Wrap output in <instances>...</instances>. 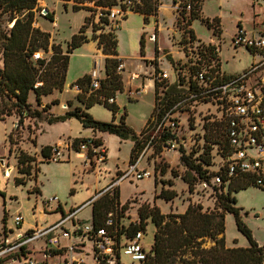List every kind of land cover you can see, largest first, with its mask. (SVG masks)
<instances>
[{
  "label": "trees",
  "instance_id": "16d2710c",
  "mask_svg": "<svg viewBox=\"0 0 264 264\" xmlns=\"http://www.w3.org/2000/svg\"><path fill=\"white\" fill-rule=\"evenodd\" d=\"M37 1L0 0V23L3 19L8 24L12 23L8 30L0 32V55L3 62V68L0 69V101L4 105L3 109H6L5 100H7L11 102L13 114L18 116L20 121L27 117L40 119L41 113L46 112L49 106L40 112L32 110L28 103L29 94L34 93L36 103L39 105L42 96L49 95L54 90H63L69 54L89 42L85 32L91 26V31L94 33L91 40H97L98 48L106 55L104 77L100 80V87L97 90H91L90 74L78 78L73 85L79 91L76 98L83 105V108L76 107L64 116L50 117L47 121L52 124L74 118L84 128L115 135L121 140H130L133 142V148L129 163L135 162L145 148V141L140 138L144 131L136 135L131 128L125 125V114L121 116L119 123L115 124L114 122L97 121L85 111L95 104H100L110 110L113 116L118 112V106L115 102H107L109 98L115 97L124 89L122 74L116 71L118 66L116 31L101 32L97 35L95 33L102 28L99 24L108 25L109 22L111 23L107 17L108 10L121 5L123 0H61L64 2V7L71 2V9L74 12L85 10L91 13L85 17L78 32L73 34L66 43L65 54L59 45L49 43L50 33L34 26V11ZM203 1L186 0L179 21L182 19L188 26L191 22L200 20L207 29L213 28L212 23L218 24V18H214L211 22L208 19L200 18L198 12ZM90 3L93 4V7L85 5ZM154 5V0H141L140 4H136L132 11L143 15L144 20H146L154 12ZM187 7H189V15L186 17ZM98 8H100L101 16L98 23L95 24L93 16L97 13ZM44 18L54 22L53 13L45 14ZM188 34L192 41L195 40L192 30H188ZM49 47L53 51L49 60L33 58L34 54L40 50L47 52ZM209 52L211 53V51ZM141 56H143V52ZM156 59L157 52L154 51V61ZM157 71L158 68L155 66V72ZM173 91L174 88L170 90V92ZM52 103L55 104L56 102ZM3 109L1 110L0 121L12 115V112L8 110L4 112ZM154 112L155 109L152 115ZM191 126L189 125L190 130ZM200 131L203 140L201 144L197 143L199 138L194 134L192 141L188 143V147L179 144L177 148L180 160L186 168L181 179L187 184L189 192H192L198 182L209 183L212 177L220 180V188L226 184L227 192L216 194V205L221 211H203L201 205L189 204L182 213L164 215L156 206L143 205L138 210L139 221L137 223H128L126 226L120 225L126 204L119 207L120 192L119 189L115 188L103 193L92 203L91 223L94 228L103 227L108 214L113 213L117 235L130 238L139 230L144 232L147 220H149L154 225L155 232L152 245L143 264H264V245L257 244L250 231L240 220L239 208L235 206L236 199L232 195L254 186L253 179L244 175L229 178L223 174L222 168L216 173L209 172L208 167L212 165V147L217 145L220 150V159H222L221 157L226 156L228 146L220 128L204 124ZM170 138H174V136L168 133L163 136L162 140L156 139L152 146L154 153L159 154L162 151L161 143ZM85 140L75 139L72 144L77 147L78 143ZM94 142L96 145L101 144L96 139ZM199 148L202 149V153L193 158L194 153ZM51 149L52 146L41 148L40 154L45 160L50 157ZM31 171L32 175L36 173V159L34 156L21 151L17 157V173L21 177L14 179L15 185H25L26 182L23 177H30ZM160 172L164 174L165 169L161 168ZM171 174L172 177H177L176 172L172 171ZM165 184L173 185L171 181H167ZM175 196L174 191L162 189L157 197L170 201ZM225 213L234 216L237 229L248 240L247 247H226L224 240ZM207 240L210 242H206Z\"/></svg>",
  "mask_w": 264,
  "mask_h": 264
},
{
  "label": "rangeland",
  "instance_id": "374dc122",
  "mask_svg": "<svg viewBox=\"0 0 264 264\" xmlns=\"http://www.w3.org/2000/svg\"><path fill=\"white\" fill-rule=\"evenodd\" d=\"M186 0H154L155 10L149 15L146 20L144 16L126 14L124 21H120L123 29L127 30V35L130 33L129 43L132 52H143V55L147 57H153L151 64L161 71L169 73L170 79H174V67L185 64L186 59L183 58L182 48L188 41V30H192L196 40L203 44H218L219 59L221 69L224 73H241L252 62V58L245 51L243 47L233 48L231 41H235L237 38L251 37L258 38L264 37V0H204L200 4L199 16L203 19H208L210 22L214 18L219 19V23H212L213 28L207 29L200 20L191 22L186 26L182 21L181 14L184 11V5ZM72 3L69 2L64 7V2L61 0H38L36 9L34 11V26L40 28L44 32L50 33L49 43L59 45L63 54L66 51V43L71 39L73 34H76L80 27L83 25L85 17L91 13L85 10L72 11ZM93 7V4H85ZM47 13H53L54 22H50L44 18L43 11ZM189 15V8H186ZM134 12V11H133ZM46 13V14H47ZM135 13V12H134ZM101 14L100 8L97 9V13L93 16V22L96 24L99 21ZM109 20V19H108ZM144 20V22H143ZM109 22V21H108ZM179 22V23H178ZM12 23L1 20L0 32L6 31L11 27ZM113 22L108 25L99 24V29L95 34L108 31H116L117 28L113 26ZM94 33L91 32V26L86 29L85 35L89 41L97 42V40H91ZM88 43V42H87ZM127 45V40L125 41ZM90 45V43L88 44ZM86 44L79 50H87ZM91 47L93 45H90ZM154 51L157 52V60L154 61ZM40 59L49 60L53 51L48 48L47 52L40 50L38 53ZM136 64L137 61H132ZM103 61H101V67ZM3 68V62L0 55V69ZM139 71V70H134ZM124 73V72H123ZM126 78V74H123ZM66 96V95H65ZM119 103V112L124 116V123L135 132H141L144 127V120L150 118L153 107L151 108V95H144L139 99H130L127 92L123 90L121 93L116 94ZM67 97V96H66ZM7 103L6 109L0 101V116L1 110L10 111L12 115L9 116L13 122L8 125L11 132L7 134V148H10L9 154L5 151L2 135L0 134V163L5 164L3 160H6L4 167L10 165L14 167V161L10 163V159L17 160L19 153L25 152L28 155L32 154V142L31 135L26 132L29 117L19 120V117L13 114L11 108V102L5 100ZM56 104V103H55ZM91 114L97 118L111 119V113L102 106H93ZM58 111H61L57 107ZM147 115V117L145 116ZM8 118V117H6ZM5 118V119H6ZM119 121V118H116ZM76 124L75 121H72ZM111 122V120L109 121ZM18 124V128L14 126ZM118 124V123H115ZM187 134H193L198 136L197 143L201 144V131L200 127L193 125L191 131L184 129ZM185 137V136H184ZM192 137V136H190ZM27 138V140H26ZM49 135H43L41 141L48 140ZM119 138V137H118ZM206 138V137H205ZM117 138L110 136L107 140V146L109 150V157L114 158L117 155ZM127 141V140H124ZM17 145V146H15ZM198 146V145H197ZM6 148V150H7ZM188 151V150H187ZM202 153V149L199 148L194 153L193 158H196ZM8 154V155H6ZM120 154V153H119ZM220 150L218 147H212V165L208 167L209 172H219L223 162L220 159ZM125 157V151L122 150L119 159L122 160ZM9 160V161H8ZM8 161V162H7ZM69 163H50L43 167L42 176H37V181L42 183L35 184L36 180H32L31 176H24L25 185H15L14 178L17 177L15 169L12 168L10 177L7 174L4 177L3 184H0L1 193L6 194V206H2V196L0 194V225H2V219H6V227L17 229L15 226L14 218L18 215L22 220H29L32 225L40 223L38 221V211H43V203L49 198H57L65 212L69 211L70 201V182L67 177V165ZM139 169L146 168L151 173V177L148 179L135 180L130 178L129 180L121 182L119 207L126 204V209L123 211L121 222L137 223L139 221L138 210L143 205L156 206L160 212L164 215L179 214L185 211L189 204H199L202 206L203 211H221L216 205V194L226 193L227 185L220 188V183L216 181V177H212L209 183L198 182L195 184L192 192L188 191V186L181 179V176L186 172V168L183 166L180 160V154L177 151H165L162 150L159 154H155L153 148H149L144 156ZM161 168L165 169V173L160 172ZM94 173L98 174L93 168ZM92 171V170H91ZM176 172L177 177H172L171 172ZM90 172V171H89ZM121 173L118 174V176ZM80 175V174H79ZM101 175H104L102 172ZM9 177V179L7 178ZM18 177H21L18 174ZM80 177V176H79ZM8 179V180H7ZM167 181H171L173 185L165 184ZM80 182V181H79ZM37 186L42 189L43 194L38 195L32 192V188ZM113 188V189H115ZM75 189V193L78 192ZM174 191L176 196L170 200L165 201L162 198L157 197L161 190ZM81 191L84 187L80 188ZM79 190V191H80ZM103 194V193H102ZM102 194L96 195L97 200ZM236 199L235 206L239 208V217L242 223L250 231L252 238L258 245H264V189L262 187L251 186L245 190H241L232 194ZM4 209V210H3ZM6 213V214H5ZM48 213V212H46ZM26 214V215H25ZM29 215L32 217L26 218ZM90 216L88 208L79 214V217L84 219ZM225 232L224 240L225 245L228 248L232 247H247V238L237 229L235 218L232 214L225 213ZM39 225V224H38ZM9 226V227H8ZM155 232L154 225L147 220L145 231L141 239V245L144 250L148 252L153 242V235ZM206 242H210L207 240ZM209 245V243H207ZM125 264H130V259L126 256L122 257Z\"/></svg>",
  "mask_w": 264,
  "mask_h": 264
},
{
  "label": "built area",
  "instance_id": "2783aa9c",
  "mask_svg": "<svg viewBox=\"0 0 264 264\" xmlns=\"http://www.w3.org/2000/svg\"><path fill=\"white\" fill-rule=\"evenodd\" d=\"M140 2L123 0L121 5L108 10L107 17L118 29L120 21L126 14L132 13L134 6ZM211 43L192 41L189 36L181 50L183 58L187 56V59L185 64L175 65L173 80L168 72L158 67L155 72L154 68L151 78L155 112L151 114L140 138L145 141V149L148 150L156 139L162 140L169 133L174 138L163 141L161 149L177 151L179 144L188 147L189 141H192L193 132L186 135L184 131H191L189 125L200 128L204 124L216 126L221 129L228 146L226 156L221 157L223 174L229 178L248 176L253 179L254 186L264 188V37H243L231 41L233 48L243 47L252 58L247 69L233 75L222 71L220 48L218 44ZM33 58L37 60L40 57L34 54ZM117 61L116 71L122 74L124 60L117 56ZM90 76L91 90H97L102 78L96 70ZM136 79L138 75H128L129 88L126 92L130 99H139L145 91L144 86L131 88V82ZM173 88L174 91L170 92ZM115 97L107 102H115ZM14 127L18 128V124ZM94 140L88 138L78 143L77 147L73 146V141L52 146L47 161L64 160L62 149L65 148L83 158L89 169L100 171L106 161V153L103 146L96 145ZM144 155L141 152L135 162L129 163L100 194L119 187L121 182L130 178H150L151 173L146 168H138ZM216 181L220 182L218 178ZM95 199L69 210L45 227L21 232L12 240L0 237V264H125L123 256L130 259V264H143L148 254L141 245L143 231L135 232L130 238L117 235L113 213L108 214L104 226L100 228L93 227L91 218H79L81 211L92 206ZM59 206L57 198H49L43 203L42 212L48 215L58 210ZM14 222L19 227L21 216H16ZM2 230L5 231V227Z\"/></svg>",
  "mask_w": 264,
  "mask_h": 264
},
{
  "label": "crops",
  "instance_id": "0c3cea01",
  "mask_svg": "<svg viewBox=\"0 0 264 264\" xmlns=\"http://www.w3.org/2000/svg\"><path fill=\"white\" fill-rule=\"evenodd\" d=\"M130 14H133V15L137 14V15L142 16L141 14L134 13V12ZM122 21H124V19ZM126 32L127 30L123 29L121 22H120L119 27L116 30V38H117L116 52H117V56L123 59L124 64H125V70H124V73H122V79L124 83L123 90L127 91V89L129 88L128 75L129 74L138 75V79L131 82V88H135V87L138 88V87L144 86L145 91L141 95V97L144 95L146 96L151 95L150 106L152 108L153 107V82H152L151 76L155 68L151 64V60L153 57H147L146 55L141 56V50L139 51V53H136V51L132 52L130 43H129L130 33L129 35H127ZM126 40L128 42L127 45L125 44ZM89 43L90 45H93V46L91 47L90 45H88ZM86 44L88 45L87 50H79L82 47H84ZM105 58H106V55H104L101 49L98 48L97 42L89 41L88 43H85L82 46L76 48L75 50H73L71 54H69L68 66H67L66 77H65V84H64V88L62 91L54 90L51 94L42 96L40 99L39 105L36 103L34 93L31 92L28 96V103L32 110H37L40 112L43 110V108H45L46 106H49L46 112L41 113L40 119L29 117L30 119L28 121L27 129H26L27 134L31 135V139H30L32 142V154L31 155L34 156L36 159V173L32 175V180L33 179L36 180L38 175H41V176L43 175L42 169L47 164L61 163V162L69 163L67 165L68 166L67 167V170H68L67 177L70 182V186H72V188L70 189V196L73 195L70 201L69 210H72V209H75L81 206L88 200L96 197V195L98 196L101 192H103L104 189L110 184L111 180H113L119 173L123 172L127 168L129 164L130 153L133 148L132 141L130 140L124 141L115 135H110V134H107L105 132H100V131H93L90 128H84L79 123V121L74 118L67 119L64 122H56L52 124H49L47 121L50 117L64 116L67 112L74 110L76 107L83 108V105L80 102H78L76 98L79 91L76 88V86L73 85V83L78 78L82 77L83 75L90 74L93 70L98 71L100 77L103 78ZM101 61H103L102 67H101ZM132 61H137L138 63L133 64ZM136 69L139 71H134ZM123 74H126V78L123 76ZM233 74H238V73H235V72L228 73L227 75H233ZM54 101L56 102V104L52 103ZM115 104L119 108L120 105L118 103L117 96L115 97ZM95 105H99L105 108L103 105H100V104H95ZM93 106L88 109H85V111L88 114H90L93 117V119L97 121H101V122H109L111 120V122L119 123L120 118L122 116L119 110L115 114V116H113L112 112L108 110L107 108H105L106 110L109 111V113H111V119L110 120H107L105 118L97 119L91 114L92 110L94 109ZM57 107H59L61 111H58ZM145 116L147 117V115ZM116 118H119V121ZM148 120H149V117L144 120L145 125L148 122ZM72 121H75L76 124H73ZM12 123L13 122L11 121L9 117L0 121V134L2 135V141H3L4 148H5L4 152L5 153L7 152L8 154L11 149L6 147L7 145L6 140H7V134L9 135V133L11 132V130H9L8 125H11ZM144 127H143V130H144ZM133 132L136 135H139L141 133V132H135V131ZM46 134L49 135V138L48 140H45L42 142L41 139L43 138V135H46ZM110 136H114L115 138H117L116 141H117V151L118 152H117L116 157L114 158L109 157V150H108V146L106 143ZM88 138H94L98 140L103 146L104 151L106 153L105 163L100 167V171L96 170L98 174H95L92 168L89 169V166L87 163H85L84 159L78 157L72 150H67L65 148L62 149V155L64 157V160L60 162L47 161L40 154L41 148L45 146L63 145L65 142L73 141L75 139H88ZM122 150L125 151V157L124 159L122 158V160H120L119 156ZM147 151L148 150L144 148L142 153L146 155ZM143 158L140 159L138 167H140ZM12 160L14 161V165H13L14 167H12L11 165L9 167H4L6 164V160H3L5 164L0 163V184H3L5 180L4 177H6V175H4V173L5 172L8 173L6 169H9L11 173L12 168H14L16 170L15 173L18 177L17 160L12 158L10 159V163ZM102 172L104 173V175H101ZM10 173H8L9 177H10ZM9 177L7 178L9 179ZM37 183L39 182L36 180L35 184ZM39 184L43 186L41 182ZM77 187L79 190L80 188L84 187V190L83 191L78 190V192L75 193L74 188H76L77 190ZM119 191H120V188H119ZM1 192L2 191L0 190V193ZM32 192L38 195H41V193L43 194L42 189L38 188L37 186H34L32 188ZM3 194L4 195L2 196V206L5 207L6 206V194L5 192H3ZM59 205L60 206L58 207V210L53 211L48 215L44 214L42 210H40V208L39 210L37 209L38 211L37 214H39L38 215V221L40 222L38 223L39 225L35 224L33 226L31 221L24 220L25 218L23 217V220L20 223L19 227H17V229H13V228L9 229L5 225L6 219L5 218L2 219V222L4 221L5 222L2 223V225H0V237L4 236L8 240H12L21 232L24 233L32 229L45 227L49 224L56 222L62 214L67 213L63 209V206L61 205L60 201H59ZM86 208L89 209L90 216H88L87 218H84L83 220H86V219L90 220L91 206L86 207ZM84 210L85 209H83L81 213ZM31 216L29 215V217L27 216L26 218L32 219ZM3 227H5V231L2 230Z\"/></svg>",
  "mask_w": 264,
  "mask_h": 264
},
{
  "label": "water",
  "instance_id": "95a60500",
  "mask_svg": "<svg viewBox=\"0 0 264 264\" xmlns=\"http://www.w3.org/2000/svg\"><path fill=\"white\" fill-rule=\"evenodd\" d=\"M46 13H47V11H46V10H44V11H43V15H45Z\"/></svg>",
  "mask_w": 264,
  "mask_h": 264
},
{
  "label": "bare ground",
  "instance_id": "6f19581e",
  "mask_svg": "<svg viewBox=\"0 0 264 264\" xmlns=\"http://www.w3.org/2000/svg\"><path fill=\"white\" fill-rule=\"evenodd\" d=\"M8 171V173H10V170L9 169H6Z\"/></svg>",
  "mask_w": 264,
  "mask_h": 264
}]
</instances>
